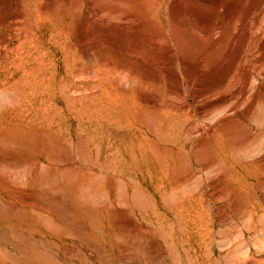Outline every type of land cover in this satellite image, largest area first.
Wrapping results in <instances>:
<instances>
[{
    "label": "rangeland",
    "instance_id": "374dc122",
    "mask_svg": "<svg viewBox=\"0 0 264 264\" xmlns=\"http://www.w3.org/2000/svg\"><path fill=\"white\" fill-rule=\"evenodd\" d=\"M45 1L0 0V264H264V0Z\"/></svg>",
    "mask_w": 264,
    "mask_h": 264
},
{
    "label": "bare ground",
    "instance_id": "6f19581e",
    "mask_svg": "<svg viewBox=\"0 0 264 264\" xmlns=\"http://www.w3.org/2000/svg\"><path fill=\"white\" fill-rule=\"evenodd\" d=\"M154 1V5L158 6V11H157V14H156V18H157V21L159 23H162L163 20H166V0H153ZM261 1V0H260ZM70 0H46L45 3H43V6H42V10H43V13H47V12H52V15L56 18V17H59L60 15V9L62 8L64 10V12L67 11V7H68V4H69ZM176 2V1H175ZM178 2V0H177ZM231 2V1H230ZM262 2V1H261ZM261 2H259L261 4ZM76 3V6L79 7L80 9L82 8V1L81 0H76L75 1ZM151 3V1H150ZM178 4V3H177ZM180 4V3H179ZM178 4V5H179ZM229 4V3H228ZM227 4V5H228ZM258 4V5H260ZM151 5V4H149ZM178 5H172V8H171V11H170V16L173 18V19H179L181 18V11L178 9ZM181 6V5H180ZM76 11H79L78 9ZM81 11V10H80ZM80 11H79V14H80ZM1 12V11H0ZM118 13V10L115 9L114 10V14H117ZM23 13L22 11H18V12H15L12 14L11 16V21H10V26L11 28L9 29V35H2L0 36V76H2L4 74V71L9 67L8 65L9 64H13L14 61L20 57L22 55V51L20 50L21 47H17V48H10L9 45L7 44L8 40H9V36H11L12 32L14 31V29H16V27L21 24V21H22V17H23ZM51 15V16H52ZM126 15H129V14H126ZM28 16V14H27ZM52 16V17H53ZM124 16V15H123ZM2 18V17H1ZM53 18V19H55ZM79 19V18H78ZM140 20V19H139ZM8 20L6 18V16L4 15V18H2L0 20V32L2 31V29L6 26ZM25 22V21H24ZM132 22V21H131ZM138 22V21H137ZM134 24H137L136 22L133 23ZM27 25V24H26ZM25 25V26H26ZM245 26H242V27H239L238 28V32L234 33L236 35H239L240 33H242L244 31V28ZM80 29L82 30V25H80ZM27 31L26 33V40H28V33L31 31V26L30 24H28V27L27 29H25ZM205 31V30H204ZM245 32V31H244ZM81 33V32H80ZM235 35V36H236ZM23 42H24V39H23ZM22 43V42H21ZM260 46L264 45V36L261 37L260 39ZM22 45V44H21ZM18 46V45H17ZM141 51V50H140ZM18 65V64H17ZM154 78V77H153ZM154 98V97H153ZM151 100V99H150ZM158 101V100H157ZM219 101V100H218ZM212 129V127L210 128ZM25 253V252H24ZM31 253V252H30ZM46 256V255H45ZM52 258V257H51ZM25 261H27L25 259ZM29 262V260H28ZM42 262V261H41ZM30 263V262H29ZM35 263V262H33ZM32 264V263H31Z\"/></svg>",
    "mask_w": 264,
    "mask_h": 264
}]
</instances>
